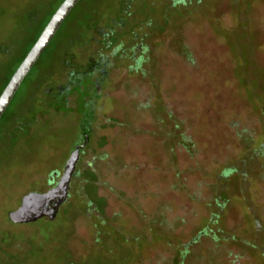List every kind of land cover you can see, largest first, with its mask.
<instances>
[{"label": "rangeland", "instance_id": "374dc122", "mask_svg": "<svg viewBox=\"0 0 264 264\" xmlns=\"http://www.w3.org/2000/svg\"><path fill=\"white\" fill-rule=\"evenodd\" d=\"M37 1L0 0V39ZM140 7L157 33L142 27L109 49L102 36L71 49L78 63L102 60L103 79L88 98L86 144L76 115L63 110L37 120L12 146L2 128L0 264H264V123L244 88L232 36L246 25L252 60L264 69V0H250L241 15L231 0H135L131 12ZM70 30L49 52L43 87L70 81L55 62ZM40 74L32 84L43 81ZM34 85L21 88L13 118L27 102L43 103ZM239 134L251 139L249 149ZM82 144L55 228L40 237L35 227L12 223L8 214L22 197L54 188ZM232 167L243 169L222 178ZM91 181L101 212L84 201ZM221 195L226 202L217 209ZM39 238L49 239L42 248L50 242L42 252L34 247ZM29 246L23 263L20 250ZM3 249L12 251L10 261Z\"/></svg>", "mask_w": 264, "mask_h": 264}, {"label": "trees", "instance_id": "16d2710c", "mask_svg": "<svg viewBox=\"0 0 264 264\" xmlns=\"http://www.w3.org/2000/svg\"><path fill=\"white\" fill-rule=\"evenodd\" d=\"M63 1L64 0L37 1L20 16L18 28L13 30L6 38L0 39V95ZM134 1L135 0H113L112 3V0H80L74 6L21 83L0 119V132L2 128H5V138L9 141L11 146L19 141L25 140L28 137L30 127L35 124L37 120L43 119V122L47 121L46 116L50 112H53L52 110H54L53 113L57 114H59L61 110L70 114H75L79 129L83 133L81 134L82 141L86 144L89 140L88 133H90L89 127L92 122V111L88 109V98L93 91H97L98 85L103 79L104 74L101 69L102 60L99 56L97 58L91 56L83 63H78L71 49L77 44L79 48L93 45L96 42V36H102L100 43L103 45L104 49H109L111 45H121V39L124 36L130 35L136 30L139 31L142 27L157 33L158 31L152 29L151 25L149 26V16L142 7L131 12V5ZM178 3H180L182 8L186 7L183 1H179ZM231 3L241 15L248 9L250 0H231ZM166 8L174 9L177 7H172L171 5V8ZM166 11L167 10H165V12ZM66 26L71 28V30L67 33V42L65 46L59 49L64 53L56 54L55 62L68 68L67 78H69L70 81L63 86L57 85L54 88L43 87L45 83L44 79L48 78L49 75L48 68L45 67L49 52L53 49L57 39L64 34L63 29H65ZM100 29H102L101 33ZM246 30V25H243V23L234 30V34H232L234 38L233 47L237 50H235L236 57L238 59L239 72L243 78L244 88L247 90L246 92L248 95L260 106V116L264 123V69L258 67L252 60V47L247 44V36H244V34L247 33ZM137 36L138 34L136 37ZM66 59H68L69 62L65 61ZM71 65L74 67L77 65L78 70L75 71L77 67L71 70ZM40 69V79H43V81L38 85H34L32 84V76ZM25 84L29 86L34 85V94L36 97L39 94L43 96V103L39 105L38 103L36 104L37 100L32 102L29 101L24 106H21L19 116L13 118L14 115L12 112L15 107V99ZM239 135L241 144L246 149H249L248 145L252 142L251 139L245 134ZM182 143L187 147L188 144L185 140ZM83 148L84 145L80 149V153L83 151ZM258 156L264 157V140L262 144L259 145ZM241 169L237 167L227 168L223 171L221 177L224 178L233 173H240ZM88 178L92 181L95 179L92 174H90ZM92 181L91 183H89V181L87 184L85 190L86 198L84 201H86L92 210L101 212L104 202L101 198L97 197L95 185ZM225 202L226 198L222 195L214 200L217 209L223 207ZM216 219L217 216L214 217L213 222H215ZM56 224L57 220L49 221L42 218L27 226L35 227L41 237L42 231L49 229L47 226L55 228ZM36 240L39 242L36 245L34 244L37 252H42L44 247L50 243L48 242L42 248V244L49 239L39 238ZM19 241L21 242V239ZM30 247L31 246L26 249L21 248L19 254L21 262H25V253ZM22 250L25 251L21 252ZM1 252L3 257H7L9 261L13 258L11 250L5 251L3 249ZM262 255L264 257V252Z\"/></svg>", "mask_w": 264, "mask_h": 264}, {"label": "water", "instance_id": "95a60500", "mask_svg": "<svg viewBox=\"0 0 264 264\" xmlns=\"http://www.w3.org/2000/svg\"><path fill=\"white\" fill-rule=\"evenodd\" d=\"M79 1L64 0L53 14L0 95V119L31 68L46 49L64 19ZM82 146H77L70 154L65 163L63 174L54 188L44 193L30 192L22 197L19 207L8 214L12 223L22 225L33 223L42 218L49 221L56 218L60 207L66 202L69 185L79 161Z\"/></svg>", "mask_w": 264, "mask_h": 264}, {"label": "flooded vegetation", "instance_id": "af4514ba", "mask_svg": "<svg viewBox=\"0 0 264 264\" xmlns=\"http://www.w3.org/2000/svg\"><path fill=\"white\" fill-rule=\"evenodd\" d=\"M79 146H81V145H79ZM76 147H77V146H76ZM76 147H75V148H76Z\"/></svg>", "mask_w": 264, "mask_h": 264}]
</instances>
